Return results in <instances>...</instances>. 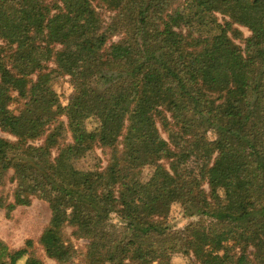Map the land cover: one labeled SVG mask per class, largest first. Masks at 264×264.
<instances>
[{"label":"trees","instance_id":"trees-1","mask_svg":"<svg viewBox=\"0 0 264 264\" xmlns=\"http://www.w3.org/2000/svg\"><path fill=\"white\" fill-rule=\"evenodd\" d=\"M0 130V208L46 201L57 262L264 264V0H0Z\"/></svg>","mask_w":264,"mask_h":264},{"label":"rangeland","instance_id":"rangeland-1","mask_svg":"<svg viewBox=\"0 0 264 264\" xmlns=\"http://www.w3.org/2000/svg\"><path fill=\"white\" fill-rule=\"evenodd\" d=\"M38 14L37 12L34 15ZM243 31L248 34V30L243 28ZM55 89L60 95V100L67 103L72 95V86L69 76L58 77L54 82ZM162 136L168 139V133L159 127ZM0 135L4 137H13L8 133L0 130ZM210 136H213L210 132ZM109 155L104 152L103 148L97 147L86 157L76 161V165L80 169H93L99 164L105 167L108 164ZM150 172V167L145 168L144 174ZM14 184H8L6 190L14 187ZM172 210L171 224L176 227H182L189 223L190 220L185 217L179 210V206L174 205ZM51 219V210L49 204L37 197L32 199L30 205L18 206L10 216H7L4 209L0 208V241L5 242L11 248L23 247L27 240L33 241V250L46 264H75L80 262L86 252L85 239H73L74 244L78 248V254L72 263H59L56 260L47 256L44 244L54 245L56 237L53 234L45 232ZM196 219V218H194ZM71 228L66 229V233L71 235ZM44 243V244H43ZM175 264H193V256L190 254H175L173 256Z\"/></svg>","mask_w":264,"mask_h":264}]
</instances>
